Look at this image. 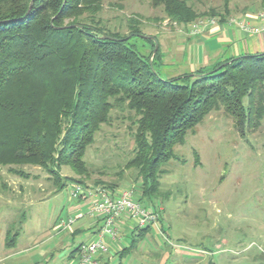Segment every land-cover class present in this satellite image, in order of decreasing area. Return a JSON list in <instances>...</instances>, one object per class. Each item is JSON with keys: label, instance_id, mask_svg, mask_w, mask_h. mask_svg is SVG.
Wrapping results in <instances>:
<instances>
[{"label": "trees", "instance_id": "trees-1", "mask_svg": "<svg viewBox=\"0 0 264 264\" xmlns=\"http://www.w3.org/2000/svg\"><path fill=\"white\" fill-rule=\"evenodd\" d=\"M105 1L0 0V166L28 164L56 175L63 165L88 178L87 149L101 125L109 123L111 111L120 109L130 114L134 129L133 157L124 168L136 172L141 195L135 200L153 207L165 172L162 166L175 159V145L183 144L208 114L222 110L240 133L258 124L264 112V53L165 79L156 67L159 48L149 65L154 43L138 36L144 35L141 18L126 19L124 33L122 26L109 28L100 17ZM148 1L181 27L194 26L209 15L223 23L229 14L226 3L225 15L210 9L207 16L194 10L192 0ZM256 2L264 10V0ZM64 26L79 27L61 29ZM104 35L132 36L115 42L101 39ZM138 41L152 46L148 57L139 52ZM55 178L56 191L73 181ZM96 185L114 191V185ZM149 229L137 231L135 237L143 239ZM10 232L5 238L8 248L18 237ZM133 241L117 252L120 260Z\"/></svg>", "mask_w": 264, "mask_h": 264}, {"label": "rangeland", "instance_id": "rangeland-1", "mask_svg": "<svg viewBox=\"0 0 264 264\" xmlns=\"http://www.w3.org/2000/svg\"><path fill=\"white\" fill-rule=\"evenodd\" d=\"M192 3L196 12L207 16L210 9L225 15L226 3V21L239 20L245 13L264 12L256 0ZM131 15L141 18L144 36L156 38L164 52L181 27L165 19L162 9L152 8L148 0H106L100 17L109 28L122 26L124 33ZM209 16L194 25L217 18ZM135 44L140 53L150 55V44ZM162 51L156 61L160 64L157 72L168 79L165 71L174 70L175 65H164L172 56ZM109 116V123L101 125L87 149L88 178L63 165L56 175L28 164L0 166V264H73L78 245L87 243L94 235L90 233L96 232L92 227L86 229L91 225L82 219L92 218L87 214L90 206L81 212L73 208L82 199L75 201L69 196L72 185L79 184L75 180L82 179L84 184L80 185L85 188L100 186L96 185L99 182L114 185L113 193L131 190L134 197L141 195L136 172L124 168L133 157L130 114L114 109ZM173 152L175 159L162 166L165 172L159 179V195L149 207L158 216L156 226H151L143 239L122 237L121 231L119 244H109L99 264H264V112L258 124L247 126L243 133L222 110L212 112L194 133L186 135L183 144L175 145ZM9 168L29 176H17ZM60 176L61 180L68 177L73 181L56 191L55 177ZM68 218H74V223L61 231L60 221ZM74 228L82 230L71 238ZM7 229L10 234L18 233L15 246L9 249L3 247ZM132 240L133 247L120 260L117 252L129 248ZM77 246L71 255L74 259H68Z\"/></svg>", "mask_w": 264, "mask_h": 264}, {"label": "crops", "instance_id": "crops-1", "mask_svg": "<svg viewBox=\"0 0 264 264\" xmlns=\"http://www.w3.org/2000/svg\"><path fill=\"white\" fill-rule=\"evenodd\" d=\"M255 14L256 12L245 13L242 15L241 19L248 21L251 25L259 26V21L255 18ZM191 27L192 26L179 27L178 33L175 31L177 36L175 33V37L173 36V38H170L169 44L165 48V52L164 50L162 51L163 44L159 42L160 50L164 54L166 53L169 56H172L168 63L164 62V65H175L174 70L165 71V73H167L166 75L168 76V79L177 78L184 74H194L198 71H207L213 68L216 64L231 58L264 53V32L261 34H250L234 25H229L228 21H225L223 23L218 22L213 26L209 25L198 35L192 36L190 34ZM163 36L165 37L166 34H163ZM170 72L172 74H170ZM88 206L89 201L86 199H81L73 208H76L77 211L81 212L85 211ZM82 219L89 220H87V223H90L91 226H86V229L92 227L95 228V231L97 232V226L100 228L101 224L99 223L98 219L93 220L92 218L85 216L82 217ZM146 227H138L136 222L124 219H122L120 223L122 237H127V235L134 236L137 234V231L143 230ZM134 229H136V231H134L132 234ZM81 230V228H74V230L72 229L69 234L70 237L73 238L74 236L78 235ZM8 231L9 229H7L3 238V247L5 249L13 248L15 246L13 245L12 247L8 248L5 245V238ZM96 232L93 231L90 233V235H94L90 236L87 242L95 239ZM81 244L84 243H80L78 246ZM70 253L68 254V259L73 260L74 258L71 257Z\"/></svg>", "mask_w": 264, "mask_h": 264}, {"label": "built area", "instance_id": "built-area-1", "mask_svg": "<svg viewBox=\"0 0 264 264\" xmlns=\"http://www.w3.org/2000/svg\"><path fill=\"white\" fill-rule=\"evenodd\" d=\"M255 18L259 21V26L251 25L243 19H232L228 21V24L250 34H261L264 32V12H258ZM218 22L217 18L201 20L193 26L190 34L198 35L207 26H213ZM69 196L75 201L80 198L88 200L90 207L87 214L102 222L95 234V239L79 246L73 264H99L100 258L108 252V245L112 242L119 244L118 235L121 232L122 219L136 222L137 226L142 228L156 226L158 221L157 214L151 208L144 207L136 201L131 190L113 193L101 186L85 188L80 184H74L69 191ZM74 221V218L61 220L60 230L66 231Z\"/></svg>", "mask_w": 264, "mask_h": 264}, {"label": "water", "instance_id": "water-1", "mask_svg": "<svg viewBox=\"0 0 264 264\" xmlns=\"http://www.w3.org/2000/svg\"><path fill=\"white\" fill-rule=\"evenodd\" d=\"M31 6H32V1L30 2V4H29V6H28V10H27V12H26V15H28L29 14V11H30V9H31ZM69 27H79V26H64V27H62L61 29H66V28H69ZM132 35H129V36H127L126 38H123V39H117V38H113V37H110V36H101L100 38L101 39H103V40H110V41H115V42H123V41H126V40H128L130 37H131ZM139 37H141V38H143V39H149V40H151L153 43H154V48H153V51H152V54H151V56H150V58H149V65H150V67H152V60H153V57H154V55H155V53L157 52V50H158V47H159V44H158V41L156 40V38H154V37H151V36H144V35H138ZM246 56V55H245ZM245 56H240V57H236V58H234L233 60H230L228 63H232L233 61H235V60H237V59H239V58H241V57H245ZM224 65V64H223ZM222 65V66H223ZM222 66H220L218 69H220ZM217 69V70H218Z\"/></svg>", "mask_w": 264, "mask_h": 264}]
</instances>
